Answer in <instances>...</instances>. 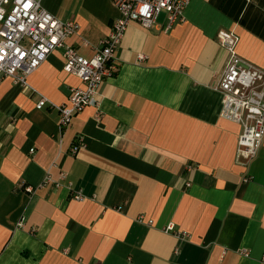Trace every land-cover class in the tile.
Instances as JSON below:
<instances>
[{"label": "crops", "instance_id": "1", "mask_svg": "<svg viewBox=\"0 0 264 264\" xmlns=\"http://www.w3.org/2000/svg\"><path fill=\"white\" fill-rule=\"evenodd\" d=\"M42 5L80 25L65 45L88 59L121 16L112 0ZM166 24L165 13L152 29L130 24L119 73L66 129L51 105L36 108L83 86L64 49L29 89L0 81V264H264V144L248 170L236 163L242 128L220 116L216 90L229 61L221 32L264 71V0H190L185 21Z\"/></svg>", "mask_w": 264, "mask_h": 264}, {"label": "built area", "instance_id": "2", "mask_svg": "<svg viewBox=\"0 0 264 264\" xmlns=\"http://www.w3.org/2000/svg\"><path fill=\"white\" fill-rule=\"evenodd\" d=\"M42 2L0 0V81L11 79L14 84L29 89V78L54 51L64 49L65 73L77 77L83 86L72 88L66 103L54 105L41 97L36 105L38 110L48 104L55 108L61 129L69 127L73 118L87 107L98 105L103 84L120 71L116 52L131 23L152 29L165 13V30H171L185 21V12L190 4V0H112L121 16L114 21L110 34L100 43L96 55L88 59L65 45L67 38L79 33L80 25L75 21L58 19L43 7ZM218 39L229 54L227 67L216 86L223 97L220 116L241 125L236 163L248 170L264 144V71L244 63L238 56V38L233 32H221ZM88 45L85 41L84 46ZM144 58L140 55V59ZM84 147L85 139L79 136L72 153ZM66 177V172L60 174V180ZM249 180L247 175L244 181ZM50 182L57 188L61 186L48 176L45 183ZM27 191L32 192L33 189L28 188ZM72 197L77 201L84 199L82 191H72ZM166 230L172 232L174 227Z\"/></svg>", "mask_w": 264, "mask_h": 264}]
</instances>
